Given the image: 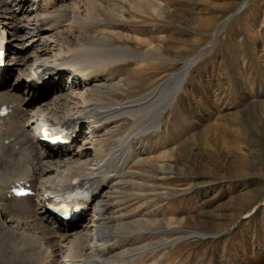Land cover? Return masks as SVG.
Here are the masks:
<instances>
[{
	"label": "rangeland",
	"instance_id": "obj_1",
	"mask_svg": "<svg viewBox=\"0 0 264 264\" xmlns=\"http://www.w3.org/2000/svg\"><path fill=\"white\" fill-rule=\"evenodd\" d=\"M69 1L80 21L62 36L48 33V61L55 59L58 43L77 45L80 38L88 46L129 48L142 55L95 72L98 80L120 79L123 84L108 97L89 93L93 102L142 98L198 57L176 101L161 115L159 128L133 140L123 168L127 173L108 191L111 200L129 195L125 207L133 214L132 230L136 216L142 225L163 220L164 230L172 229L164 235L169 244L147 254L141 264H264V0ZM15 45L9 43L5 57L9 67L11 49L19 50ZM93 80L79 84L77 94H71L74 100L57 112L77 113L89 86L100 85ZM40 92L49 98L47 88ZM131 126L125 116L117 120L111 137L99 136L100 152L93 148L88 127L81 126L72 151L86 149L92 160L87 167L94 169L96 156L103 159L116 148ZM82 138L90 141L88 146ZM88 209L90 224L93 212ZM176 238L181 239L172 243ZM156 239L143 234L131 246Z\"/></svg>",
	"mask_w": 264,
	"mask_h": 264
},
{
	"label": "bare ground",
	"instance_id": "obj_2",
	"mask_svg": "<svg viewBox=\"0 0 264 264\" xmlns=\"http://www.w3.org/2000/svg\"><path fill=\"white\" fill-rule=\"evenodd\" d=\"M68 2L0 0V58L8 56L11 41L19 48L11 49L14 52L11 67L0 65V111L7 112L0 115V264H141L147 254H155L169 244L164 235L172 229L164 230L163 220L142 225V219L136 216L137 227L132 230L133 214L125 207L130 202L129 195L125 193L111 200L108 191L119 186L127 173L123 168L131 158L133 140L159 128L161 115L176 101L198 57L191 58L142 98L93 102L88 99L90 94L108 97L123 84L120 79L98 80L95 72H106L114 63L142 55L129 48L88 46L80 38L77 45L58 43L55 59L48 61L45 57L51 46V41H46L48 33L62 36L64 29L80 21L71 13ZM18 20L20 25L16 24ZM26 71L31 73L30 78H26ZM35 72L42 73L44 85L32 81ZM14 74L16 79L9 83ZM90 80L100 85L89 86L88 96L77 113L70 109L60 115L58 108L69 105L79 84L87 85ZM44 88L50 91L47 99L40 92ZM41 113L43 118L39 121ZM123 116L132 123L129 131L103 159L96 156L95 168L89 169L92 160L86 149L72 151L75 137L82 134L81 126L88 127V134L95 141L93 148L100 152L103 145L99 136L111 137L112 126ZM56 124L74 129L61 145L54 144L49 136L50 128ZM81 141L84 145L90 143L87 138ZM13 187L29 194L16 197L11 193ZM83 188L90 190L89 202L80 206L73 219L62 217L55 210L57 199ZM121 189L123 193L126 191L125 186ZM89 207L93 212L90 224L85 218ZM143 234L151 240L155 236L158 239L149 245L131 246ZM153 247L156 249L148 250Z\"/></svg>",
	"mask_w": 264,
	"mask_h": 264
},
{
	"label": "water",
	"instance_id": "obj_3",
	"mask_svg": "<svg viewBox=\"0 0 264 264\" xmlns=\"http://www.w3.org/2000/svg\"><path fill=\"white\" fill-rule=\"evenodd\" d=\"M237 13H239V12H237ZM237 13H236V14H237ZM169 78H170V77H168V78H166L165 80H163L162 83H163L164 81H166L167 79H169Z\"/></svg>",
	"mask_w": 264,
	"mask_h": 264
}]
</instances>
